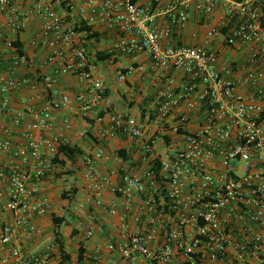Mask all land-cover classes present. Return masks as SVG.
Instances as JSON below:
<instances>
[{"label":"built area","instance_id":"1","mask_svg":"<svg viewBox=\"0 0 264 264\" xmlns=\"http://www.w3.org/2000/svg\"><path fill=\"white\" fill-rule=\"evenodd\" d=\"M22 1L0 0V13L8 15L14 34L28 21ZM82 1L92 7L88 25L104 23L126 34L116 44L118 53L149 54L155 67L175 68L186 76L179 86L170 81L158 92L152 123L118 114L110 118L103 136L122 135L139 145L143 172L123 173L120 183L113 184L92 155L84 158L91 199L112 216L123 207L128 219L119 240L107 249L119 253L125 264H264V0H171L159 12L133 0ZM193 5L206 15L221 10L225 17L209 29L202 45L164 47V38L190 21ZM34 11L42 30L32 45L50 51L46 64L56 65V75L74 76L86 87L41 108L24 102L14 121L18 126L28 122L24 145L14 144L10 129L0 142V152L8 155L0 166V214L12 217L0 226V264H60L55 242L40 252L28 249L39 232L35 221L49 207L40 184L56 172L59 147L68 143L63 133L51 135L52 112L75 104L87 117L107 95L94 55L81 43L76 26L50 1L35 0ZM163 13L166 19L159 25ZM4 29L0 24V36ZM218 38L231 51L246 53L244 67L224 64L209 48ZM13 43L7 47L17 59L32 64ZM119 80L124 82L126 74L120 73ZM29 83L0 78L5 96L0 116L7 95ZM54 83L47 77L44 89ZM170 134L178 139L171 147L163 138ZM160 141L164 151L157 153ZM107 190L122 204H105Z\"/></svg>","mask_w":264,"mask_h":264},{"label":"crops","instance_id":"2","mask_svg":"<svg viewBox=\"0 0 264 264\" xmlns=\"http://www.w3.org/2000/svg\"><path fill=\"white\" fill-rule=\"evenodd\" d=\"M52 2L54 9L67 23L77 25L88 20L92 15V7L82 0H47ZM171 0H139L141 5H149L156 11L165 10ZM35 0H23L21 12L28 16L25 28L14 34L8 23V15L0 13V24L5 26L0 36V78L28 79L29 84L12 94H8L6 112L0 116V142L8 138L6 130L10 129L12 141L16 146L24 145V134L28 122L15 125L18 113L24 110V102H30L35 108H41L48 101H60L62 95L74 97L83 91L86 85L82 84L74 76L56 75V65H47L46 60L50 51L42 46H33L32 41L41 33L42 20L34 11ZM190 21L180 27H176L171 36L164 38L163 46H198L205 42L210 28L224 19L221 10H216L212 15H206L198 9V5L192 6ZM166 16H159L158 24L162 25ZM94 30L101 35L100 42L92 41L87 49L92 55L100 51L114 52L111 60L97 63L98 75L105 81L107 97L104 103L94 109L87 117H84L77 105L53 110L52 119L55 130L51 135L63 133L67 138V145L79 147L84 155L79 156L75 162L67 161L65 166L58 164L56 172L40 184L41 196L48 200L47 214L35 221L38 234L34 241L28 245L31 252H40L50 243L55 242L54 217H64L67 225L60 230L62 241L66 251L73 256L77 263V251L82 245L86 249L88 260L84 264H125L121 255L110 252L107 245L117 242L126 216L123 207L117 215L112 216L103 207H98L91 199L89 181L85 175L84 158L92 155L102 175L110 176L113 184L120 183L123 173L143 172L146 163L141 156L140 146L133 140L122 135L103 136L109 129L112 115H124L136 118L145 123H152V115L155 113V100L158 92L165 88L170 81L176 86L186 81L182 71L175 68L163 69L154 66L149 54L134 56L122 55L115 50L116 44L125 33L110 30L104 23H97ZM19 41L23 46L26 56L32 64L23 63L7 47V42ZM81 43H87L81 37ZM218 52L224 64H236L244 67L247 61L246 53L233 52L224 46L222 39H215L209 47ZM133 69V70H131ZM120 73L126 74V80H119ZM47 77L55 80V83L44 89V81ZM36 86V89H33ZM55 89L59 94L55 93ZM117 95V100L112 101V95ZM5 96L0 93V107L3 106ZM156 115V113H155ZM152 126V124H151ZM171 140L170 147L178 139L175 134L168 136ZM164 143L158 142L156 152L164 151ZM8 160V155L0 152V166ZM21 160V159H20ZM59 161H65L64 156L58 157ZM66 192L71 197L75 193L73 201L63 199ZM105 204L123 200L107 190L103 195ZM12 220L11 215L0 214V226ZM90 231L93 234L90 235ZM56 243V242H55Z\"/></svg>","mask_w":264,"mask_h":264},{"label":"trees","instance_id":"3","mask_svg":"<svg viewBox=\"0 0 264 264\" xmlns=\"http://www.w3.org/2000/svg\"><path fill=\"white\" fill-rule=\"evenodd\" d=\"M138 1L139 0H133L134 3H137ZM76 30L83 36L82 37L83 40L87 42L85 44L86 47H89V44L92 41L100 42V39H101L100 33L96 32L94 30L93 26L88 25L86 21H83L82 23L77 24ZM13 45L17 49V52L20 56L26 55L24 50H23V46L21 45V43L19 41L14 42ZM114 55H115L114 52L100 51L94 55V58H95L97 63H101V62L111 60L114 57ZM106 97H107V95H106ZM155 117H156V115L154 113L152 115V119H155ZM163 138L167 144L171 143V140L168 136H163ZM60 155L64 156L65 161H59L58 160V157ZM83 155H84L83 151L77 146L61 145L59 147V153H58L57 157L55 158L54 162L56 164H60L62 166H65L67 161L75 162L79 156H83ZM155 172L157 175H159V173H160L159 164L156 166ZM69 194H72V193L71 192L64 193V195H62V198L63 199H69L70 201H73L75 193L72 195L73 197H71ZM53 224L55 227V242L58 244V246L60 248V253H61L60 264H75V262L73 261V256L66 251L65 244L62 241V235L60 232V230L64 227V225H67L66 219L64 217H54L53 218ZM77 255H78V258H77L78 264H84V262L86 260H88L86 257V249L82 245L78 249Z\"/></svg>","mask_w":264,"mask_h":264},{"label":"rangeland","instance_id":"4","mask_svg":"<svg viewBox=\"0 0 264 264\" xmlns=\"http://www.w3.org/2000/svg\"><path fill=\"white\" fill-rule=\"evenodd\" d=\"M118 98H117V95L113 94L112 95V101H116Z\"/></svg>","mask_w":264,"mask_h":264}]
</instances>
